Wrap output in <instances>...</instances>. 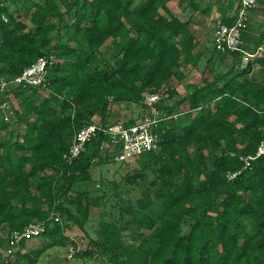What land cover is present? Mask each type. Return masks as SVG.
I'll return each instance as SVG.
<instances>
[{
    "label": "trees",
    "instance_id": "1",
    "mask_svg": "<svg viewBox=\"0 0 264 264\" xmlns=\"http://www.w3.org/2000/svg\"><path fill=\"white\" fill-rule=\"evenodd\" d=\"M169 1L2 0L0 79L18 77L41 55L54 53L56 62L46 86L14 82L0 97V264H36L50 246L67 243L68 222L86 229L100 204L96 234L76 254L84 260L264 264V155L227 178L264 138V82L250 77L252 64L245 63L259 44H245L246 30L243 50L214 45L202 83H188L187 95L174 99L166 84L184 79L183 68L198 66L203 51L194 35H184L187 22ZM257 62L264 66V58ZM160 88L165 117L154 128L157 146L138 157V168L110 180L109 193L79 188L113 154L101 150L107 137L97 134L67 161L76 132L92 121L119 120L135 105L146 110V92ZM12 95L19 108L12 105L5 117ZM132 115L126 123L142 117ZM36 220L52 242L23 252L22 239L12 261L4 253L12 232Z\"/></svg>",
    "mask_w": 264,
    "mask_h": 264
},
{
    "label": "built area",
    "instance_id": "2",
    "mask_svg": "<svg viewBox=\"0 0 264 264\" xmlns=\"http://www.w3.org/2000/svg\"><path fill=\"white\" fill-rule=\"evenodd\" d=\"M262 0H239L234 19L231 23H219L214 32V43L217 49L225 51L243 50V36L250 24V12L256 8ZM3 2L0 0V12ZM5 20L8 18L3 15ZM56 62L54 53L41 55L35 63L26 67L21 75L8 80L0 79V97L4 94L10 83H18L23 86H46L51 68ZM165 96L162 88L148 91L145 94L147 109L141 119L135 123L128 124L126 120L119 119L111 123L92 121L82 126L75 134L73 141L63 157L67 161L79 157L87 148V144L97 134L107 137L101 145V150H111L113 159L118 161H130L139 157L146 151L157 146V134L154 132L155 125L165 116L157 104ZM4 102L3 106H6ZM264 155V138L258 145L256 154L241 155L244 164L236 171H229V180L237 177L244 169L252 166V162L258 156ZM97 158H94L96 160ZM56 220L58 215H52ZM46 229L43 221H32L23 229H16L11 234V243H18L22 239H29L42 235ZM75 251L70 253V257Z\"/></svg>",
    "mask_w": 264,
    "mask_h": 264
},
{
    "label": "rangeland",
    "instance_id": "3",
    "mask_svg": "<svg viewBox=\"0 0 264 264\" xmlns=\"http://www.w3.org/2000/svg\"><path fill=\"white\" fill-rule=\"evenodd\" d=\"M233 0H224V6H227L228 10L230 12L233 11V8L231 7ZM258 7V6H257ZM107 52L106 56L110 57L111 50L108 49V47L104 48ZM210 55V53H209ZM207 58L204 59L201 62H204L202 64L203 67L201 69L196 68L193 64L188 63L189 65L186 66L185 69V78L184 79H177L174 78L172 81H169L166 84V90L171 91L174 90L175 98L184 97L187 95V83L188 81H201V76H203V70L205 68V65L207 63ZM192 66V67H191ZM202 74V75H201ZM3 97V96H2ZM168 100V98H166ZM174 99L170 100V102L174 101ZM166 100V101H167ZM9 103H7L6 106H3V116L7 117L10 114V111L12 110V105L15 108H19V99H17L15 96L12 95V98L9 96ZM169 102V100H168ZM188 109L187 104H183L180 106L179 110L184 111ZM127 111V110H126ZM125 111V112H126ZM134 114L140 113L142 116L145 113V110L139 108L138 106L133 107ZM125 116H120V119L127 120L129 119L130 115H132V112L130 114V111L126 112ZM141 118V117H140ZM22 127V126H21ZM140 166L139 164V158L131 159L130 161H118V160H110L109 162H104L101 165L94 166L92 168L93 173V180L81 182L78 185L81 189H89V191L92 193V195H100L104 192V190H108V193L110 192V187L108 185V182L110 180H116L119 181L128 171L138 168ZM110 188V189H109ZM131 196L136 199L140 196V191H135L131 194ZM104 204H100V206L95 207L92 212V217L88 225L86 226V229L81 228L79 225H77L74 222H68L66 227V233L69 236L68 241L65 245H54L50 246L37 260L36 264H107L106 260L104 258H95V259H87L84 260L81 257H78L76 254L80 250H85L90 242V239L93 235L96 234L95 228L97 225V218L99 215V211L101 207ZM104 208V207H103ZM106 209V208H105ZM128 235L130 234V231L127 230L126 232ZM129 239H132L129 237ZM26 248L25 251H29L32 248L35 247H45L49 243L52 242V238L50 236H46L44 234L35 236L33 238H29L26 241ZM16 247L14 243H11L10 246L4 248V253L6 255L10 254V259L12 261H17L18 256L15 253ZM72 251H75L74 256L70 257V253Z\"/></svg>",
    "mask_w": 264,
    "mask_h": 264
},
{
    "label": "crops",
    "instance_id": "4",
    "mask_svg": "<svg viewBox=\"0 0 264 264\" xmlns=\"http://www.w3.org/2000/svg\"><path fill=\"white\" fill-rule=\"evenodd\" d=\"M238 3L239 0L232 1V12L228 10L227 6H224V0H170L168 4L170 10L174 14L187 22L184 35H194L197 48L203 51V55L200 58V61H203L206 58L208 60L210 56L209 53L215 45L214 32L217 26L219 23H227V21L233 20ZM161 12L168 15L163 9H161ZM246 33L249 35V40L245 41L247 46L253 49L257 43L259 44L255 51L250 50L246 55L245 63L250 62L252 64V68L248 72V75L254 77L258 81L264 82V66L257 62L259 59L264 58V0L260 2L258 7L251 10L250 25ZM202 63L204 62H201V64L199 63V65L195 67L201 69L204 65ZM188 65L189 64H186V66ZM184 68L183 72L185 71ZM201 78H203V76H201ZM202 81V79L201 81L192 80L188 81V83L200 84ZM116 107L117 106H115V108ZM126 109V112L129 110L130 114L131 112L134 114V112L131 111L133 108ZM125 111L122 112L121 116L128 114ZM131 116L133 115H130V117ZM25 248L23 252H25Z\"/></svg>",
    "mask_w": 264,
    "mask_h": 264
}]
</instances>
